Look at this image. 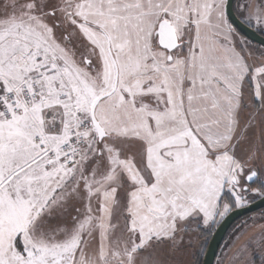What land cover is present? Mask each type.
Here are the masks:
<instances>
[{"label": "rangeland", "instance_id": "374dc122", "mask_svg": "<svg viewBox=\"0 0 264 264\" xmlns=\"http://www.w3.org/2000/svg\"><path fill=\"white\" fill-rule=\"evenodd\" d=\"M225 4L0 0V87L41 92L20 120L0 111V264H200L225 216L264 196V47L229 24ZM235 11L264 34V0ZM158 15L186 42L171 59ZM117 78L96 109L103 142L92 130L75 168L38 171V132L55 144L91 123ZM74 196L82 217L61 209ZM60 227L71 245L43 241ZM215 264H264V210L237 222Z\"/></svg>", "mask_w": 264, "mask_h": 264}, {"label": "built area", "instance_id": "2783aa9c", "mask_svg": "<svg viewBox=\"0 0 264 264\" xmlns=\"http://www.w3.org/2000/svg\"><path fill=\"white\" fill-rule=\"evenodd\" d=\"M41 92L33 82H22L4 90L0 87V111L8 121L20 120L40 100ZM94 130L91 123L81 122L79 128L59 142L39 131L34 138L41 149L40 159L47 169L61 166L65 169L75 168L82 160L88 144L87 134Z\"/></svg>", "mask_w": 264, "mask_h": 264}, {"label": "water", "instance_id": "95a60500", "mask_svg": "<svg viewBox=\"0 0 264 264\" xmlns=\"http://www.w3.org/2000/svg\"><path fill=\"white\" fill-rule=\"evenodd\" d=\"M236 0H226L225 4V14L230 25L238 31L243 37L247 40L264 47V36L261 35L258 31L251 28L247 24H245L236 14L234 5ZM157 43L158 46L169 53H172L180 44L178 40V35L172 24L166 20H162L157 28L156 32ZM108 53L110 58L113 61L115 68H117L114 56L112 54V50L110 45L108 46ZM171 59V58H170ZM117 80H115L114 88L106 94L99 96L94 100L93 105L90 111L91 123L95 132L97 133L98 142L102 143L103 140L107 137V132L102 127L100 122L96 117V109L100 102L104 99L111 97L117 90ZM254 179V175L249 179L252 182ZM264 210V196L257 201L250 203L247 206L237 208L232 210L229 214L225 216L222 222L214 231L212 238L208 244L206 253L204 255V259L202 264H215L218 253L220 251L221 245L224 242L229 230L231 227L238 222L240 219L254 214L256 212Z\"/></svg>", "mask_w": 264, "mask_h": 264}, {"label": "trees", "instance_id": "16d2710c", "mask_svg": "<svg viewBox=\"0 0 264 264\" xmlns=\"http://www.w3.org/2000/svg\"><path fill=\"white\" fill-rule=\"evenodd\" d=\"M238 0H236L235 1V5H234V9H235V6H236V2H237ZM237 14V13H236ZM238 15V14H237ZM239 17V16H238ZM240 18V17H239ZM241 19V18H240ZM242 20V19H241ZM243 21V20H242ZM245 23V22H244ZM246 24V23H245ZM248 26H250L249 24H247ZM251 28H253L254 29V27H252V26H250ZM259 32V31H258ZM261 35H263L264 36V34L263 33H261V32H259ZM245 38V37H244ZM82 197H83V194L81 195ZM82 197H77V196H74L73 198V200H71V198H70V200L67 202V204L65 205L64 204V207L63 208H61V209H64L65 211L67 210V207L71 204H74L76 207L74 208V212L76 213V214H81V217L85 214V202L83 201V200H81V198ZM84 203V204H83ZM233 210H235V209H233ZM50 213V212H49ZM49 213H47L46 214V216H43V218H42V226L44 227V229H46V228H48V227H52V225H50L49 226V224L46 222V221H48V219L47 218H49L50 217V215L51 214H49ZM76 214H75V216H76ZM237 224V222L231 227V229L229 230V232H228V234H227V236L229 235V233L231 232V230L234 228V226ZM63 226V225H62ZM76 226V225H75ZM75 226H73V227H71V229H73L74 230V228H75ZM60 230H61V232L59 233H55V232H50L52 235H50L49 233H47V232H45V234H44V236H45V240H43L44 242H48V243H54L55 242V239H57V238H64V242H60V245H62L63 243H67L68 242V236H67V232H66V228L65 227H60L59 228ZM71 229H69V230H71ZM66 232V233H65ZM227 236H226V238H227ZM211 238H212V236L210 237V239H209V241H208V243H207V246H206V250H207V247H208V244H209V242H210V240H211ZM226 238H225V240H226ZM225 240H224V242H225ZM224 242L222 243V245H221V248H222V246H223V244H224ZM46 245H49V246H51L52 244H46ZM59 245V244H58ZM221 248H220V250H221ZM206 250H205V253H206ZM220 252V251H219ZM205 253H204V255H205ZM219 254V253H218ZM217 258H218V256H217ZM203 259H204V256L201 258V261H200V264H202V262H203ZM217 260V259H216Z\"/></svg>", "mask_w": 264, "mask_h": 264}, {"label": "flooded vegetation", "instance_id": "af4514ba", "mask_svg": "<svg viewBox=\"0 0 264 264\" xmlns=\"http://www.w3.org/2000/svg\"><path fill=\"white\" fill-rule=\"evenodd\" d=\"M187 11L189 12V8H187ZM236 12V11H235ZM175 13V10H174V12L172 13V14H174ZM226 15V14H225ZM173 16H175V14L173 15ZM157 19V25H159V23L162 21L161 19H162V16L161 15H158V17L156 18ZM163 20H165V19H163ZM166 21H168V22H170L171 24H172V26L174 27V29L176 30V32H177V35H178V40H179V46L177 47V48H179L181 45H184L186 42H183V41H181L180 40V36H179V32H181V30L180 29H178L177 28V26L176 25H174L170 20H168V19H166ZM230 24V23H229ZM183 26H185V24H183ZM185 31V30H184ZM183 31V32H184ZM188 32V31H187ZM156 42H157V37H156ZM110 44H109V40H108V46H109ZM157 45H158V43H157ZM160 48V47H159ZM176 48V49H177ZM161 49V48H160ZM175 49V50H176ZM162 50V49H161ZM174 50V51H175ZM162 51H164L170 58H172V54H173V52L172 53H169V52H167V51H165V50H162ZM84 62H85V64H86V66H89L90 65V60H88L86 57H84ZM254 175V179H253V181H254V185H256L255 184V176H256V174L254 173H252V174H250L249 176H247V182H248V184H253V181L252 182H250L249 181V179L252 177ZM260 199V198H259ZM258 200V199H257ZM256 200V201H257ZM255 202V201H254ZM260 212V211H259Z\"/></svg>", "mask_w": 264, "mask_h": 264}, {"label": "crops", "instance_id": "0c3cea01", "mask_svg": "<svg viewBox=\"0 0 264 264\" xmlns=\"http://www.w3.org/2000/svg\"><path fill=\"white\" fill-rule=\"evenodd\" d=\"M13 85H15V83H10V84H8V87L10 88V87L13 86ZM9 88H8V89H9ZM38 88H39V87H38ZM39 91H40V89H39ZM36 161H37V160H36ZM38 161H39V160H38ZM39 164H40V161H39ZM36 166H37L36 169H37L38 171H44V172H49V171H50V170H48L47 168H45L44 165H42V166L40 165V166H39V165L37 164ZM56 168H59V171H61L62 169H65V168H63V167H61V166H55V167H53L51 170H54V171H55ZM74 236H75V235L72 234L71 239L68 240V242H67V243H69V244H67V245H71V243H73ZM83 237H84V236H83ZM136 239H137L138 241H140V237H139V238H136ZM83 241H84V239H82V242H83ZM67 245H66V246H67ZM137 250H138V249H137ZM113 252H115V251H113ZM113 257H114L113 259L116 260V259H115V258H116V255H114ZM119 264H120V263H119Z\"/></svg>", "mask_w": 264, "mask_h": 264}]
</instances>
